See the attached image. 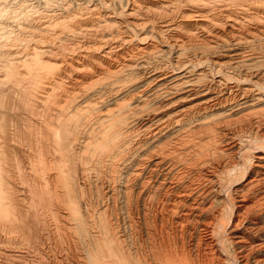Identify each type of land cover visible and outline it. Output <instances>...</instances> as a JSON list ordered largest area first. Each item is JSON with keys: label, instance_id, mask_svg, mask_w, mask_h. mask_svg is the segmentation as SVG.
Returning <instances> with one entry per match:
<instances>
[{"label": "bare ground", "instance_id": "bare-ground-1", "mask_svg": "<svg viewBox=\"0 0 264 264\" xmlns=\"http://www.w3.org/2000/svg\"><path fill=\"white\" fill-rule=\"evenodd\" d=\"M102 1L114 9L101 0L77 8L36 0L50 11L38 16L41 25L77 38L57 57L26 63L30 83L41 84L36 100L50 112L42 134L50 159L39 161V173L29 169L31 227L47 231L40 210L54 204L63 221L55 227L80 248L70 252L77 264H264V223L256 216L240 224L242 212L264 202V70L255 67L264 61L256 49L264 0ZM1 104L9 117L13 104ZM130 120L141 143L126 133ZM215 135L217 151L233 157L196 170ZM0 138L3 152L9 130ZM231 177L237 184L228 188ZM212 192L228 199L231 229L221 212L202 218Z\"/></svg>", "mask_w": 264, "mask_h": 264}, {"label": "rangeland", "instance_id": "rangeland-1", "mask_svg": "<svg viewBox=\"0 0 264 264\" xmlns=\"http://www.w3.org/2000/svg\"><path fill=\"white\" fill-rule=\"evenodd\" d=\"M31 1H33V2H31ZM28 2H29V4H28ZM95 2H98L101 5V2H103V1L101 0V2H100V0H98V1L95 0ZM104 2H103L104 7L107 6L106 8L111 10V11L114 9V8H112V5H114V4H112V2L111 3H104ZM84 3H85V0H70V6H72L73 8H77L78 6H82L81 4H84ZM86 3L89 4V2H86ZM22 4H23V6H22ZM124 5H123V8L125 9L127 7V5H125L126 7H124ZM33 6H35V7H33ZM54 6H55V4H54ZM36 7L37 8L39 7L38 4L36 3V0L35 1L34 0H16V1H14V0H1L0 1V78L3 79V80H1V81H3L2 82L3 85L0 86V100H1L0 104L1 103L4 104V101H5V102H9V103L13 104V107H14L12 110L9 111V113H10L9 117L10 118L7 117L6 115L3 117L2 116L3 113L0 110V119L2 121V122L0 121V127L6 129L5 130V129L0 128V132H1L0 135L1 136H3L4 134L7 135V132L9 130V139L5 142L6 147L9 149L5 148L3 152L2 151L0 152V154L2 155V156L0 155V162L2 161L0 163V169L3 171V172L1 171V173H0L1 178H2V179H0L1 180V182H0V191H1L0 192V197H1L0 200L2 199L0 201V260H1L0 264H77L74 262V260L71 259L70 252L74 248L77 251L80 250V248L75 245L72 238L66 237L64 235V233H68L67 231H65V229L60 230L59 228L55 227V222H57V224L59 222L60 223L63 222V221H61L60 216L57 215L58 213H57L56 206L54 204H50L49 205L50 207L49 206L44 207L43 209L40 210L46 216L45 221H47L48 224H51L50 226H48L47 231H44L42 228L41 229L38 228L37 230H34L31 227V225H32L31 220L33 218L31 216V214L28 212V210L25 209V208H27V205H26V202L28 201L27 195H28L30 186L34 182V179L32 177V172L29 170L30 165L32 163L34 165L33 167L36 170V172L39 173L41 170V168L39 167V161L42 160V158H43L45 160V162L46 161L48 162L50 159V155L48 153L46 154V151L48 148L46 146V144H48V141H46L44 138H42L43 137L42 134L45 131L43 129H45V127L48 123V122H46V115H45V113H47L48 110L44 106V103L42 102V100H39V99L36 100V98L41 94V86H40L41 84L37 83V85L34 86L33 83H30V81L28 80L30 77V74H29L30 72H28V65L26 63L29 61L30 58H32L31 55H39V58L37 60L41 59L40 58L41 56L45 57V55L57 57L58 53L60 52V51L57 52L58 51L57 49H59V50L62 49V47L68 45L69 42L71 43L72 41L75 40V38H77L76 35L72 36V33H70L67 29H63L62 33L57 32L56 30H57V28H59V27H57V24L52 23L53 27L49 26L50 28L44 27L43 25H41V21L38 19V16L48 14V12L50 14V11H48V12L45 11L41 5L39 7L41 10L39 8L37 9ZM104 7H102V8H104ZM55 9H56V7H55ZM23 10H24V12H23ZM26 12L27 13L29 12L28 15L26 14ZM44 12H46V13H44ZM58 12H61V10L56 9L55 13H58ZM22 15H23V17H21ZM22 39H24V40H22ZM85 41L86 40H84L83 42H85ZM256 49L258 52L263 54L264 53V43L260 42L259 44H257ZM47 51H49L48 54H46ZM255 67L257 70H260V71L264 70V61L258 62ZM33 69L36 70L37 72L42 71V69L41 70L36 69L35 65L33 66ZM47 75L50 78H54L51 72H49ZM140 80L143 81V79H139L138 80L139 83H135V81H132L131 83H127L126 86L122 90H125V91L130 90L131 85H137V86L142 85V82H140ZM138 81H136V82H138ZM6 82H7V84H8V82L10 84L7 85ZM4 85H5V87H4ZM64 86H66V85H64ZM5 88H7L6 89L7 91H5ZM14 92H15V94H14ZM56 92L58 93L57 90H56ZM32 94H33V96H32ZM50 105L52 107V110L54 111L53 107H55V104L53 102H50ZM15 108H16V110H15ZM48 113H50V112H48ZM24 119H25V121H24ZM3 120H5L6 122H3ZM2 123H4V124H2ZM30 124H31V126H30ZM29 126H30V128H29ZM138 126L139 125L136 121L130 120L129 123L126 124V127H125L126 133L130 135V138L132 137L131 140L133 143L134 142L141 143V140L143 138V135H141L137 129ZM27 127H28V129H27ZM34 129L35 130L39 129V130L35 131ZM51 130H52V128H51ZM2 131H3V133H2ZM4 131H5V133H4ZM12 133H13V135L11 137L10 135ZM15 133H16V135H14ZM28 134H30V135H28ZM34 134H36L37 136H35ZM13 137H15L16 140ZM35 138H37L38 140ZM219 138H220L219 136L215 135L214 137H211L209 139L210 143L206 144V147L208 148V151H207L208 155L205 156V164L202 165L201 162L198 163L199 165L195 166L196 170H201V169L206 168L207 166H210L214 163L224 162L227 158L229 159V158L233 157V155H231V154H229V156L225 155V154L222 155L219 153V151H217V148L219 146L217 144L219 141ZM25 139H28L30 142L28 140H25ZM34 140H36V143H33ZM16 142L17 143L19 142L18 145ZM39 142H40V144H39ZM20 143H21V146H20ZM0 144H2L1 138H0ZM33 144H35V145H33ZM27 145H31V146L28 147ZM32 145H33V149L31 148ZM43 146H44V148H43ZM35 147H36V149L39 147L40 148L36 150ZM2 153H4V155ZM12 153H14V154H12ZM29 153H30V155H32V154L33 155L29 156ZM42 154H44V155H42ZM13 155H15L14 156L15 160L13 159L14 162L11 161V159L13 158ZM3 157L4 158L6 157V158L4 159ZM2 164L4 166H2ZM54 164L55 163L53 161L50 162L49 167H53ZM5 165L7 167H5ZM17 171L19 173L21 172L22 174L20 173V175H19V173ZM224 176H225L224 178H226V174H224ZM232 179H233V177L229 178L228 181L226 179V185L228 188L231 185L234 186V184H237V181L236 182L232 181ZM230 183H232V184L229 185ZM38 186L39 185H37V187ZM78 186H79V188H81V183H78ZM39 187H41V186H39ZM16 190L19 192H17ZM23 191H24V195H23ZM25 193H26V195H25ZM245 195H246V197L252 198L253 194H252V191H248L245 193ZM227 201H228V199H225V203H227ZM22 202H23V204H22ZM206 202L207 203L211 202L212 209L208 213H204L203 214L204 217H202V218H206V216H210L211 213H213V212L214 213L221 212L223 219L225 221L226 220L230 221L229 222L230 225L227 222L228 224L226 225V227H228V225H229V229H231V220L227 219L228 216H230L227 214V211H229L228 208L230 206H227V204L229 202L227 204L224 203V200L222 199V193L221 192L219 194L216 192L215 193L214 192L209 193L208 196L206 197ZM12 207L14 208L13 210H12ZM45 208H46V210H44ZM48 209H49V211H48ZM222 209H225V211ZM12 211H13V213H12ZM19 212L22 213L21 216H20ZM23 212H25V213H23ZM263 212H264V202H261V203L257 202L256 205L252 209H250L246 214H244V212H242L243 214L241 213L240 224L242 223L241 225L243 226L247 223V221L249 219L254 218L256 216L260 217L261 221L264 223V213ZM28 216H30V217L28 218ZM48 219L51 221H49ZM29 222H30V224H29ZM23 224H26L27 226H25ZM119 224H120V228L122 229V222H120ZM240 224H239V228H241ZM7 227H9V228H7ZM25 229H27V230H25ZM24 231L27 233H25ZM36 232H38L37 235H35ZM47 254L51 255V256H48ZM8 261H9V263H8ZM47 262H49V263H47Z\"/></svg>", "mask_w": 264, "mask_h": 264}]
</instances>
